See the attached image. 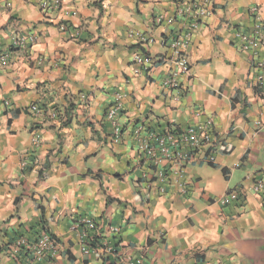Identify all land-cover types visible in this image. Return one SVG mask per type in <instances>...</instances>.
Here are the masks:
<instances>
[{"label":"crops","instance_id":"obj_1","mask_svg":"<svg viewBox=\"0 0 264 264\" xmlns=\"http://www.w3.org/2000/svg\"><path fill=\"white\" fill-rule=\"evenodd\" d=\"M64 4L76 14L0 0V54H10L0 69V264H21L24 257L14 259L9 245L44 230L65 245L56 264H102L97 255H83L71 230L80 216L103 219L100 238L131 258L143 251L145 264H264V193L252 189L264 175V127L256 125L264 122V101L254 84L264 59V0H214L213 13L193 33L191 71L181 77L178 100L163 85L174 67L169 42L183 26L173 1ZM252 6L260 10L263 43L247 52L235 32L254 27ZM130 30L155 41L146 48ZM15 32L35 34L37 42L12 48ZM145 52L155 60L148 67L135 60ZM118 93L123 130L114 141L106 112ZM208 119L215 161L207 163L206 148L182 176L158 180L135 127L163 132ZM236 188L244 190L240 198L217 201Z\"/></svg>","mask_w":264,"mask_h":264},{"label":"built area","instance_id":"obj_2","mask_svg":"<svg viewBox=\"0 0 264 264\" xmlns=\"http://www.w3.org/2000/svg\"><path fill=\"white\" fill-rule=\"evenodd\" d=\"M27 1V0H25ZM43 12L63 11L66 15L72 16L76 12L65 9L64 0H32ZM175 3L174 19L181 21L182 29L169 42V48L173 53L174 67L168 76L163 80V85L167 90H175V98L178 100L183 95L181 77H187L191 71V65L188 57V49L191 45L193 33L197 30L205 16L213 13L214 0H171ZM258 6H252L249 9L254 18V27L250 32L236 31L235 37L239 41L241 48L247 52L257 51L263 43L262 29L263 23L260 17ZM164 15L159 14L155 17V23L161 24L164 21ZM60 28L67 29V23H62ZM130 36H136L139 42L147 48L155 41L151 35L141 32L129 31ZM35 34L15 32L12 35V48L27 49L37 42ZM145 48V51L147 50ZM141 66L148 67L155 63L154 57L147 52L138 53L135 57ZM9 52L0 54V69L9 66ZM258 74L255 78V86L259 97L264 101V59L257 61ZM9 104V102H7ZM31 109L40 114L42 112L38 105H31ZM123 111V95L118 93L114 102L106 112V118L113 124L114 141H119L122 135L123 127L119 117ZM259 129L264 127L262 120L256 121ZM134 135L139 150L147 157L152 167L155 168V177L160 181H167L172 178V173L176 176H182L185 165L195 161L201 151L208 148L211 150L208 154L207 163L215 161L213 150L216 145L214 136V124L212 119L205 123L192 125L185 129H166L154 131L147 128L143 123L137 125L134 129ZM33 141L36 146L40 145V135H35ZM22 167L28 166L27 159L21 162ZM170 166V169H168ZM171 170V171H170ZM252 189L258 194L264 193V175L254 179ZM244 190L240 188L229 190L224 196L217 199L221 205H227L232 200H237L243 194ZM103 219L97 220L89 216H80L73 221L71 230L76 233V239L81 247L82 253L87 258L99 256L102 264H145L144 252L137 257L131 258L118 251V248L110 241L101 239L99 231L105 228ZM109 230L119 233L121 228L117 225L109 224ZM10 255L15 259H20L21 264H56L59 256L65 250L63 242L47 230L30 239L26 236H20L15 239L8 247Z\"/></svg>","mask_w":264,"mask_h":264},{"label":"trees","instance_id":"obj_3","mask_svg":"<svg viewBox=\"0 0 264 264\" xmlns=\"http://www.w3.org/2000/svg\"><path fill=\"white\" fill-rule=\"evenodd\" d=\"M40 177H41V179H45V177H46V174L43 172V170H41L40 171ZM54 235V234H53Z\"/></svg>","mask_w":264,"mask_h":264}]
</instances>
